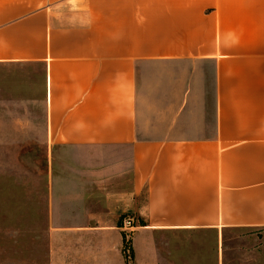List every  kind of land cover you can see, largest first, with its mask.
<instances>
[{"label":"crops","instance_id":"0c3cea01","mask_svg":"<svg viewBox=\"0 0 264 264\" xmlns=\"http://www.w3.org/2000/svg\"><path fill=\"white\" fill-rule=\"evenodd\" d=\"M0 133L40 139L44 264H126L124 234L133 264L155 233L264 254V0H0Z\"/></svg>","mask_w":264,"mask_h":264},{"label":"rangeland","instance_id":"374dc122","mask_svg":"<svg viewBox=\"0 0 264 264\" xmlns=\"http://www.w3.org/2000/svg\"><path fill=\"white\" fill-rule=\"evenodd\" d=\"M32 133H0V264H44V235L39 197L40 139ZM33 156V159L31 158ZM34 167V169L32 168ZM41 214V215H40ZM132 224H139L134 218ZM245 230L155 233L156 264H264ZM128 239L129 236H128ZM133 264V263H132Z\"/></svg>","mask_w":264,"mask_h":264},{"label":"trees","instance_id":"16d2710c","mask_svg":"<svg viewBox=\"0 0 264 264\" xmlns=\"http://www.w3.org/2000/svg\"><path fill=\"white\" fill-rule=\"evenodd\" d=\"M123 254L126 260V264H132L133 258H132V252L130 247V240L126 237V235H123Z\"/></svg>","mask_w":264,"mask_h":264},{"label":"built area","instance_id":"2783aa9c","mask_svg":"<svg viewBox=\"0 0 264 264\" xmlns=\"http://www.w3.org/2000/svg\"><path fill=\"white\" fill-rule=\"evenodd\" d=\"M132 222V219L125 220L123 227H125V229H130L133 226ZM126 237L128 238V234H126Z\"/></svg>","mask_w":264,"mask_h":264}]
</instances>
